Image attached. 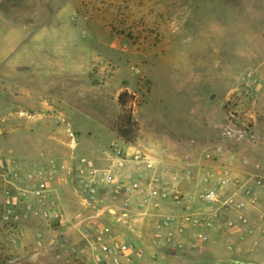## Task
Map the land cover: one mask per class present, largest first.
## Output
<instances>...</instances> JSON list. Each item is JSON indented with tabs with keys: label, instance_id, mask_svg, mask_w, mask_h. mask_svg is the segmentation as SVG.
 I'll use <instances>...</instances> for the list:
<instances>
[{
	"label": "rangeland",
	"instance_id": "obj_1",
	"mask_svg": "<svg viewBox=\"0 0 264 264\" xmlns=\"http://www.w3.org/2000/svg\"><path fill=\"white\" fill-rule=\"evenodd\" d=\"M126 91L139 124L128 143L176 163H199L220 147L224 166L232 155L239 169L246 160L264 165V0H0V182L43 152L104 166L103 152L124 145L116 123ZM176 171L186 191L202 188ZM165 203L153 221L129 219L158 239L155 248L169 231L159 227L173 213ZM2 215L0 206V264H19L27 258L6 237ZM48 229L46 244L56 224ZM236 242L238 251L220 245L217 258L264 264V241L255 249L245 236Z\"/></svg>",
	"mask_w": 264,
	"mask_h": 264
},
{
	"label": "built area",
	"instance_id": "obj_2",
	"mask_svg": "<svg viewBox=\"0 0 264 264\" xmlns=\"http://www.w3.org/2000/svg\"><path fill=\"white\" fill-rule=\"evenodd\" d=\"M123 142L124 145L115 143L111 147L107 164L102 167L88 159L78 162L52 159L47 168L27 173L9 167L0 182L2 222L10 226L20 220L14 197L15 192H20L33 213L50 224L55 223L60 214L56 201L49 198L50 187L68 180L84 207L78 218L90 226L84 244L72 251L81 264H136L131 258L135 246L118 238L112 227L100 222L112 218L118 225L130 227L133 214L156 216L164 202L182 212L163 215L159 222L160 228L169 229L165 242L178 250H197L210 243L220 246V237L211 238L208 233L213 231H240L252 239L253 249L264 241V165L251 166L246 160L239 169L237 158L232 155L224 166L220 147L205 152L199 163H176L165 159L164 151L155 154ZM67 146L72 150L77 147L71 131ZM177 167L188 184L199 179L202 188L186 191ZM87 211H94L97 216L88 217ZM188 230V241L176 239ZM66 246L63 241L58 249ZM225 249L229 253L238 251L232 238ZM60 256L59 252L57 258Z\"/></svg>",
	"mask_w": 264,
	"mask_h": 264
},
{
	"label": "crops",
	"instance_id": "obj_3",
	"mask_svg": "<svg viewBox=\"0 0 264 264\" xmlns=\"http://www.w3.org/2000/svg\"><path fill=\"white\" fill-rule=\"evenodd\" d=\"M57 132L58 134L63 133L67 138L65 131L58 129ZM50 138L53 139L54 137H49V139ZM53 148L54 147H52V149ZM44 153L45 152L41 154V159L38 161V164L31 162L30 164L26 163V165L23 163L22 165H18L15 163L12 166L21 173L31 172L34 169L47 168L50 160H52V155L46 156ZM103 154L104 157L102 158V162H104L105 166L107 164L109 152H103ZM50 188L52 192L49 194V198H51V200H55L58 204L60 217L55 222L57 228L56 231L53 230L55 236L48 244L44 243L43 238L47 233V230H49L48 227L51 228V224L44 220L41 215L33 213V211L29 209L28 201L21 196L20 192H15L14 197L18 207L20 220L16 222V224L10 225L8 227L9 229L6 230L5 233L11 244L13 243L12 246L15 247V251L22 252V254L24 252V258H27V260H24L19 264H24L25 261L27 263L28 260L29 264H81L77 255H74L72 251L73 249L79 250L80 246L84 244L85 236L88 235L86 230L87 228H90L88 224L83 223V220L78 218L84 207L77 197L70 181L63 180L62 182H55ZM165 204H169V202H166ZM172 211L173 213L179 215L182 214L180 210L173 207ZM86 215L88 217L97 216L94 211H87ZM156 217L157 216H147V218L151 221H153ZM93 222L97 221L93 220ZM100 223L104 224L103 221ZM134 227L136 226L130 225V227H125L116 224L112 227V229L114 233L118 235V238H121L126 242L129 237L133 240L132 244L135 246V251L131 253V258L136 264H223L226 262L233 263L235 261L230 258L223 260L221 258H217L219 252L221 251V246H215L212 243L201 246L197 250L186 249L181 251L164 241V244L161 243L163 245L162 247L157 246V248H155L151 242L153 237L144 236L140 230L136 232ZM136 228H138V225ZM140 228L141 227H139V229ZM127 229L132 232H125ZM145 230L149 233L151 231V227H146ZM208 233L211 238L220 237V245L224 246L227 244L229 238H232V240L236 242V237L238 238V235L246 237V235L240 231L218 233L213 231ZM188 234L189 230L183 237H176V239L188 241ZM155 235L158 234H154V237ZM153 240L158 239L153 238ZM63 241H65L67 246L63 249H58ZM246 241L249 242V244L252 243L251 238L246 237ZM57 252L61 253L60 258H57ZM70 253L72 256L68 259L67 256ZM48 256L49 259L45 261L44 259ZM237 259H239V257H237Z\"/></svg>",
	"mask_w": 264,
	"mask_h": 264
},
{
	"label": "trees",
	"instance_id": "obj_4",
	"mask_svg": "<svg viewBox=\"0 0 264 264\" xmlns=\"http://www.w3.org/2000/svg\"><path fill=\"white\" fill-rule=\"evenodd\" d=\"M134 99L135 97L127 91L121 93L119 96L122 113L118 117L116 130L117 136L126 142H133L139 131V124L135 121L133 111L130 109L134 105ZM230 103L229 101L225 108H228Z\"/></svg>",
	"mask_w": 264,
	"mask_h": 264
},
{
	"label": "water",
	"instance_id": "obj_5",
	"mask_svg": "<svg viewBox=\"0 0 264 264\" xmlns=\"http://www.w3.org/2000/svg\"><path fill=\"white\" fill-rule=\"evenodd\" d=\"M215 97H216V94H212V95L210 96V100H211V101L214 100ZM233 263H234V264H259V263H257V262L243 261V260H235Z\"/></svg>",
	"mask_w": 264,
	"mask_h": 264
}]
</instances>
